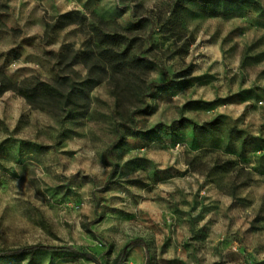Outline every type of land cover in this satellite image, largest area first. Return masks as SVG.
Here are the masks:
<instances>
[{
    "label": "rangeland",
    "instance_id": "obj_1",
    "mask_svg": "<svg viewBox=\"0 0 264 264\" xmlns=\"http://www.w3.org/2000/svg\"><path fill=\"white\" fill-rule=\"evenodd\" d=\"M63 77L0 96V264H264V0H0V85Z\"/></svg>",
    "mask_w": 264,
    "mask_h": 264
},
{
    "label": "trees",
    "instance_id": "obj_2",
    "mask_svg": "<svg viewBox=\"0 0 264 264\" xmlns=\"http://www.w3.org/2000/svg\"><path fill=\"white\" fill-rule=\"evenodd\" d=\"M194 1L200 5H206L210 3L213 0H191ZM219 1V0H216ZM73 13H67L61 17V20H71L73 18ZM100 42L103 45L111 46L109 49L99 50L98 56L103 58V60H106L107 63H109L110 67L115 70V72L125 74L129 71V69L126 68V64H128L129 67L133 69H140V68H151V66L147 63H145V60H142L140 58H135L130 61L128 59L124 60V53H120L118 50H114V46L121 45L123 43V37L121 35L115 34V35H103ZM123 57V58H121ZM129 58V57H128ZM85 59V57H84ZM101 83L100 80L95 78H88L82 83H77L76 81H73L67 77H63L60 79L59 83L57 85H53L50 83L42 82L39 83L36 87L32 89H26L23 87H8L6 85H0V96L5 93L9 89L16 90L20 95L27 97L28 99H34L36 97H46L50 98L56 101L64 102L65 105L73 106L78 105V102L81 99V96H83L88 88L94 87L96 85H99ZM11 84V83H8ZM62 85H65L68 87L69 92L67 93L66 90L62 88ZM75 108L71 109L68 113V115L71 118H74L75 114ZM220 124L219 121H213L205 124H198L195 121L183 117L179 120L174 121L171 128L175 130H180L186 125H192L193 128L197 131H204V130H211L217 127ZM45 247L36 245L31 248H27L21 251H18L17 253H11L9 255H2L0 254V258L3 257H12V256H22L23 254H26L30 251L35 250H41Z\"/></svg>",
    "mask_w": 264,
    "mask_h": 264
}]
</instances>
